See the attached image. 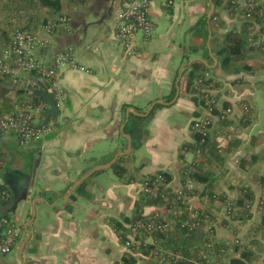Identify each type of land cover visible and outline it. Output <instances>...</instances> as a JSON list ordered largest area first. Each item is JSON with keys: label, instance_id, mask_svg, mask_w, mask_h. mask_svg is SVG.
<instances>
[{"label": "crops", "instance_id": "obj_1", "mask_svg": "<svg viewBox=\"0 0 264 264\" xmlns=\"http://www.w3.org/2000/svg\"><path fill=\"white\" fill-rule=\"evenodd\" d=\"M71 1L73 4L63 5L60 12L68 18L64 27L51 35H46L45 28L36 32L47 40L40 53L50 55L71 48L88 72L70 69L61 75L62 105L57 107L58 114L48 119L53 131L41 140L22 145L14 133L0 126V146L6 156L0 183L13 196L10 219L22 228L23 239L27 223L29 233L21 257L17 245L22 234L9 254H0V264H150L124 246V239L111 224L124 228L135 215L144 177L164 171L172 183L178 181L184 161L180 150L193 142L191 122L197 109L187 91V71L195 59H200L198 63L204 65L207 77L226 76L210 40L212 31L225 35L238 29V17H229L224 3L214 6L220 21L196 28L210 8L209 0H176L172 6H166L165 0H151L148 13L153 32L148 38L137 36L133 52L127 53L115 35L126 0ZM261 53L259 41L248 46L245 54L256 61L252 65L250 59L251 70L238 74L246 88L238 95L236 86L223 96L230 102L239 97L250 100L258 119L245 134L238 136L235 130L242 144L223 167L227 172L220 186L226 194L230 193L226 182L238 172L243 178L241 184L248 186L253 196H257L252 188L258 177H264ZM20 75L28 77L26 73ZM35 80L38 84L34 92H28L49 104L48 84ZM169 97L172 100L166 102ZM136 116L143 118L140 130L144 133L139 132L135 140L138 146L132 149L130 120ZM249 155L260 159L246 169L239 168L240 160ZM100 166L67 196L84 174ZM215 171L219 175L223 169ZM44 193H57L59 197L48 201ZM33 203L35 216L30 222ZM142 209L146 214L163 212V207L156 205ZM249 222L250 217L246 219Z\"/></svg>", "mask_w": 264, "mask_h": 264}, {"label": "trees", "instance_id": "obj_2", "mask_svg": "<svg viewBox=\"0 0 264 264\" xmlns=\"http://www.w3.org/2000/svg\"><path fill=\"white\" fill-rule=\"evenodd\" d=\"M236 0H211L213 6L225 5V9L229 17L230 14L238 6V29H232L225 35H217L212 31V38L210 40V46L212 52L218 60L219 68L226 75L240 74L241 72L250 71L253 63L256 60H252L253 56L246 55L247 48L251 43L259 41V48L264 54V40L261 37L264 35V0H244L243 6L240 2L236 3ZM71 0H0V49L8 46L15 31L26 30L34 31L35 33L43 29L47 25H51L57 21L63 5H72ZM216 15L213 12L212 17ZM206 14L198 22V27H208L211 23L207 22ZM223 23L218 22L219 26ZM255 25H259V31L253 33ZM205 28V29H206ZM207 34V29L205 30ZM254 55V54H252ZM255 56V55H254ZM259 57V56H258ZM252 60L250 66L248 62ZM261 62V57L257 59ZM191 71L187 75V91L190 94L195 95L194 91H191V82L195 79H203V75L194 74L195 71L205 69L204 65L195 62L190 67ZM38 82L36 81V85ZM34 92V91H33ZM37 104L44 102L36 93H29L23 88L12 85L11 80L6 78L4 81H0V122L7 116L12 114L17 106H20L24 102ZM242 103L246 106L247 113L245 118L250 117L251 110L250 104H247L245 100ZM229 105V104H228ZM227 105V106H228ZM219 115V113H216ZM243 117V116H242ZM242 117H237L241 121ZM45 118L43 113L40 117ZM227 116L224 120L216 122V128L212 135H208L204 138V143L200 144L199 135L195 132H191L193 142L191 144H184L182 147L198 149L199 157L196 159L195 164L188 169L187 165L183 161L181 168V174H183V182L185 178L189 179L195 186H199L200 190L196 192L199 200L197 207L200 213L210 214L211 209L219 211L223 206L228 204L227 194H238V198L235 199L238 204V215L234 218L235 221L240 218L248 219L251 217V212L246 208V205H250L255 201L254 194L250 191L248 186L242 183V176L238 172L231 176L226 182L229 185L230 193L227 194L221 192L220 179L226 174L224 164L228 156L238 149L242 141L236 138L234 132L238 129L233 122ZM143 123L142 117H133L130 120V136L132 138V149L137 148L135 140L137 141L140 126ZM246 126V124H245ZM242 125L239 129H243ZM218 132V134H216ZM255 140V139H252ZM181 147V148H182ZM260 157L257 155H249L240 160L239 168L246 169V165L250 166ZM6 156L0 146V171L4 168ZM115 166V165H114ZM113 166V167H114ZM223 169L222 174H216L215 170ZM114 172L117 173V168L114 167ZM156 175V174H155ZM119 176V174H118ZM148 177H155L154 175ZM148 177H144L148 178ZM167 179V177H166ZM261 181V185L264 188V177H258ZM168 181V179H167ZM233 190V191H232ZM2 192H5L3 195ZM48 201H53L59 197L57 193H44ZM219 201V206H215V203ZM13 202V196L10 190L2 183H0V220H10V211ZM264 203V201H263ZM156 205L163 207L165 203L159 198H150L141 194L140 200L135 209L136 218L141 214V210L144 206ZM203 205V208H201ZM262 220L257 223V227L252 229V234H257L258 231H263L262 237L259 240L255 238L247 241L242 245V252L238 258L231 260L230 264H254L255 262H264V205L262 206ZM13 222V221H12ZM112 229L118 234L121 240L125 237V228L120 227L117 224H111ZM2 228L0 227V233ZM157 244L147 248L137 247L131 251V253H137L143 258L147 259L150 264H160L159 258L154 257L155 251L159 252H171L179 255L182 259H186L185 264H193V261H197L202 258L200 252L205 250L206 247V233L201 229H195L188 231L186 228H182L179 222L173 225V228L164 234H159L156 238Z\"/></svg>", "mask_w": 264, "mask_h": 264}, {"label": "built area", "instance_id": "obj_3", "mask_svg": "<svg viewBox=\"0 0 264 264\" xmlns=\"http://www.w3.org/2000/svg\"><path fill=\"white\" fill-rule=\"evenodd\" d=\"M176 0H165L166 6H172ZM151 0H126L122 6L119 18L115 27L117 41L127 53H132L134 40L139 35L148 38L151 36L154 25L149 17V7ZM238 7V6H237ZM235 8L237 10L238 8ZM68 23V18L62 15L57 21L44 28L46 35L54 34L59 27H64ZM264 40V36L262 37ZM47 40L38 36L34 31H15L11 43L0 49V81L6 78L11 80L12 85H17L26 91H33L36 85V78L47 81L52 100L56 107L62 105L63 90L60 86L61 75L70 69H76L82 72H88V69L81 65L74 57L71 48L52 53L50 55L42 54ZM20 73L28 74V77H22ZM200 83H204L199 80ZM213 87V83H204ZM204 98H210L208 93L202 94ZM49 108L46 102L37 104L27 101L17 106L12 114L0 122L2 129L12 132L16 135L20 144L29 145L32 142L41 140L53 131V125L47 120L43 122L41 115ZM197 117L192 119L191 130L199 135L200 144L204 143L206 136L212 135L216 128V122L224 120L229 110L220 112L219 115H213V108L204 103ZM212 113V114H211ZM214 118L216 119L214 121ZM213 125V127H212ZM215 125V128H214ZM212 127V128H211ZM218 134V132L216 133ZM185 165L188 169L195 164L199 157L198 149H189L182 147L180 150ZM189 157L190 160H186ZM166 173L160 171L154 175L142 179L140 184V193L150 198H159L165 205L163 212L152 211L151 213H141L138 217L131 219L124 227L125 238L124 246L128 250L137 247L147 248L157 244L156 238L159 234H164L173 228L176 222L180 223L182 228L188 231L201 229L206 233V247L200 252L202 258L193 261V264H230L228 259L234 252L226 241L218 240L215 236L216 226H227L228 220L235 221L238 215L235 209V202H228L226 207H222L223 215L218 212L210 211V214L200 213L197 207L199 197L196 192L200 190L188 178L182 184L172 188L167 182ZM4 195L5 192H2ZM228 196V195H227ZM226 196V198H228ZM219 202V201H218ZM264 205L263 200L256 201V209L261 211ZM202 208V207H201ZM251 212V204L246 205ZM0 254L7 255L20 240L22 228L16 223L7 220H0ZM238 248L242 249V243L236 238ZM155 251L153 256L159 258L160 264H185L186 259L171 252ZM239 255V254H238ZM264 263V262H263Z\"/></svg>", "mask_w": 264, "mask_h": 264}, {"label": "rangeland", "instance_id": "obj_4", "mask_svg": "<svg viewBox=\"0 0 264 264\" xmlns=\"http://www.w3.org/2000/svg\"><path fill=\"white\" fill-rule=\"evenodd\" d=\"M243 1L240 2L242 6L244 4ZM235 2L238 3V1H235ZM209 11H210V8L207 7L206 8V12H205L206 16H207ZM213 12H214V9L212 11V14H213ZM212 14H211V17H212ZM230 14H233L234 16L238 17V9L237 10L234 9ZM211 17H210V19H211ZM216 21H220L219 18H218V14L217 13H216V15L214 17H212V20H210V23L213 24ZM258 26L259 25H255V28L253 29V33L259 31V29H258L259 27ZM262 37H261V39H262ZM190 71H191V68H189V70L187 71V75H188V73ZM194 74L203 75V79H195V81L194 82L192 81L191 82L192 84L190 85L191 91L195 92L194 93L195 95L190 94L191 98L195 101V104L197 106L195 117H197L199 115L200 109H202L201 107H204V103H205V104H207V105H209L210 107L213 108V114L211 113L212 116L216 115V113H220V112L229 110V113L227 114L228 115L227 117L229 119H231V120H234L233 122H234V124L236 126L238 125V136L240 135V133L245 134L247 132V130L251 131L250 129L255 126L254 123L256 121H258V119H256L254 114H253V110H252L253 107L251 106L252 108L248 112V114L250 113V117L249 118H245V114L247 113V109L248 108H246V106L241 101V100H244V99H241L239 97V99L236 102H230L228 100H225V98H223V96H226L228 94V91H232V90L234 91L236 86H238V95L241 94L242 93L241 89H245L246 88V85H244L245 84L244 80L242 78L239 79L238 78L239 77L238 74H235V75H226L225 74L226 76H229L230 78H227L226 76L224 78H222V77L216 76V75L215 76L212 75V77H207L205 75L204 69L197 70V71L194 72ZM199 80H201L204 83H213V87L209 88L208 85H206L204 83H200ZM237 83H238V85H235ZM186 85H187V80H186ZM203 93H208L210 98H204L203 95H202ZM172 97L166 98V102L171 101ZM249 101H247V104H249V103L251 104V102H249ZM249 109H250V107H249ZM195 117H193V118H195ZM237 117H238V119H239V117H242L241 121L238 120V123H237ZM215 120L216 119L214 118V121ZM245 124H246V126H245ZM242 125L244 126V128L243 129H239ZM140 127H143V124ZM212 127H213V125H212ZM214 128H215V125H214ZM141 130L144 133V130L143 129H141ZM233 132H234V135H235L236 131H233ZM244 139H246V138H244ZM249 142H248V144H249ZM188 159L190 160L189 157L186 158V160H188ZM263 159H264V157H263ZM234 164L236 166H238V160H236ZM220 170L221 169H219V171ZM179 176L180 177H178V181L175 182V183L174 182L172 183V181H170L168 179L167 182L171 185L172 188H175L179 184L180 185L182 184V182H183V180H182L183 174L180 173ZM252 189L255 192H257V196L256 195L254 196L255 197V201H253L251 203V210L253 211V216L251 218L252 219L251 222L246 223V219L240 218L239 220L237 219V221L228 220V225L227 226H224V227L219 226V225L216 226V230H215L216 238L218 240H220V242L221 241H223V242L226 241L229 245H231L230 249L234 248L233 254L228 259H230L231 257L238 258V256L242 252V250L240 248H238V246H237L236 238H238L242 243H246V241H250L253 238H255L256 240H259L262 237L263 231H261V230L258 231L257 234H255V235L252 234V232H253L252 229L256 228L257 225H258L257 223L261 222V220H262V212H263V210L258 211L256 209V201L260 200V199L264 201V188L261 185V181L258 180L255 183V185L253 186ZM227 197H228V200H227L228 202H233V204L235 202V204H234L235 205V209L238 211V204H236V201H235V199L238 198V194H235L233 192V193L229 194ZM219 205H220L219 202L215 203V206H219ZM201 207L203 208V205H201ZM223 209L224 208H222L220 210L219 214L224 216ZM211 210L212 211H216L215 209H211ZM216 212H218V211H216ZM132 219H134L133 215H132ZM239 227H240V230L238 232V228ZM23 235H24V233H22V238H21L20 242H18L17 247L19 246V244L23 240V237H24ZM230 262H231V259H230ZM254 264H264V263L262 261H258V262H255Z\"/></svg>", "mask_w": 264, "mask_h": 264}, {"label": "water", "instance_id": "obj_5", "mask_svg": "<svg viewBox=\"0 0 264 264\" xmlns=\"http://www.w3.org/2000/svg\"><path fill=\"white\" fill-rule=\"evenodd\" d=\"M209 6H210V11H209V14L207 16V19L209 20L210 17H211V14H212V11L214 9V6L211 2V0H209ZM195 62H202L200 59H195L194 60ZM183 71V70H182ZM45 81V80H44ZM47 83V81H45ZM48 84V83H47ZM48 87H49V84H48ZM47 102L49 103V108L48 110L44 113L45 114V118L43 120V122H46L50 117L54 116V115H57L58 114V111H57V107L55 105V103L53 102L52 100V95L51 93L49 94V98L47 99ZM136 115V114H135ZM138 116V114H137ZM140 116H145V115H140ZM103 166H100V167H96L92 170H90L88 173L84 174L74 185V187H72V189L70 190V192L68 193L67 196H69L71 194V192L78 186L80 185L87 177H89L92 173H94L95 171H98L102 168ZM34 216H35V209H34V203L32 204V211H31V217H30V222L33 221L34 219ZM27 226H28V223L24 226V232L26 234L25 238L21 241V243L19 244L18 246V254H19V257H21V253L23 251V248H24V245L26 244V242L28 241L29 239V233L27 231Z\"/></svg>", "mask_w": 264, "mask_h": 264}]
</instances>
